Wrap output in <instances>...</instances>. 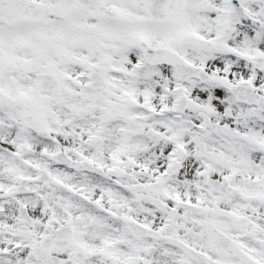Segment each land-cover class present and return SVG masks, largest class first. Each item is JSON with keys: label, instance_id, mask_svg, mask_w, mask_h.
Masks as SVG:
<instances>
[{"label": "snow or ice", "instance_id": "6c2138e0", "mask_svg": "<svg viewBox=\"0 0 264 264\" xmlns=\"http://www.w3.org/2000/svg\"><path fill=\"white\" fill-rule=\"evenodd\" d=\"M0 264H264V0H0Z\"/></svg>", "mask_w": 264, "mask_h": 264}]
</instances>
